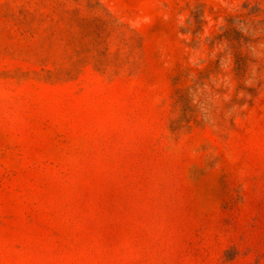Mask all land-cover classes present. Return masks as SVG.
<instances>
[{
  "label": "rangeland",
  "instance_id": "374dc122",
  "mask_svg": "<svg viewBox=\"0 0 264 264\" xmlns=\"http://www.w3.org/2000/svg\"><path fill=\"white\" fill-rule=\"evenodd\" d=\"M0 264H264V0H0Z\"/></svg>",
  "mask_w": 264,
  "mask_h": 264
}]
</instances>
